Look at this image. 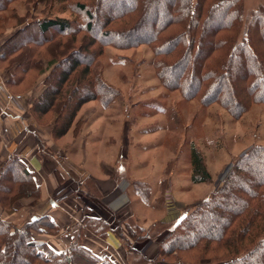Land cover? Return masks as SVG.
Listing matches in <instances>:
<instances>
[{
	"label": "trees",
	"instance_id": "obj_1",
	"mask_svg": "<svg viewBox=\"0 0 264 264\" xmlns=\"http://www.w3.org/2000/svg\"><path fill=\"white\" fill-rule=\"evenodd\" d=\"M17 1L0 0V13ZM113 1L26 0L28 8L21 19L30 22L0 44L2 83L9 93L21 95L45 76L44 90L30 100L28 115L37 123L47 118L53 140L70 131L78 134L82 121L75 120L84 105L98 101L106 108L119 99V92L93 69L108 47L146 46L156 78L166 90L178 91L186 100L200 98L204 106L218 104L232 118H240L252 105H264L262 10L253 14L240 37L243 0H123L114 6ZM54 6L70 16H51ZM220 14L222 22L208 32ZM147 23L146 36H141ZM240 63L249 68L241 78L236 67ZM36 143L40 153H47L39 137ZM190 158V182L209 179L193 144ZM255 167L260 169L258 176ZM263 175L264 147L252 146L230 164L217 190L185 208L161 241L159 257L181 264H264ZM39 194L25 163L9 155L0 169V209L13 211L19 200L38 199ZM87 212L65 253L33 241V234L58 233L49 217L21 227L0 218V264H111L81 244L84 231L103 239L109 230L106 222L88 217ZM138 230L142 233L138 240L144 239V231ZM117 237L128 253H135L122 235Z\"/></svg>",
	"mask_w": 264,
	"mask_h": 264
},
{
	"label": "rangeland",
	"instance_id": "obj_2",
	"mask_svg": "<svg viewBox=\"0 0 264 264\" xmlns=\"http://www.w3.org/2000/svg\"><path fill=\"white\" fill-rule=\"evenodd\" d=\"M25 1L18 0L7 11L0 13V36L7 31L10 32L19 25L30 22L29 18L27 21H22L21 19L28 8ZM121 1L123 0H114L111 5H118ZM124 1L129 3V0ZM113 6L104 9V12L100 14L102 17L99 16V20L105 14H108L106 10H111ZM58 7L54 6L51 16H70L66 10H59ZM258 10L264 12V0H243V26L240 37L245 35L251 17ZM160 14L162 13H157L156 18H159ZM221 16V14L216 16V20L208 28V32L212 31L217 23L222 22ZM148 25L147 23L143 28L141 36H146ZM151 61L152 53L146 46L128 50L106 48L104 55L97 61L93 69L96 73H101L104 82L116 89L120 97L106 110L98 101L92 102L91 105L97 110L96 113L101 112V115L95 114L90 121L88 120L85 127L88 128L90 122H92L91 126L98 130L99 135L106 136L107 142L110 139L115 142L113 145L99 146L96 151H91L92 147L88 145L86 147L89 155L86 158L87 161H101V157H104L102 152L105 151L106 159L104 160L106 161L149 162L146 165H148L147 175L149 176V181H151L150 197L156 206L159 204V198H161V193L158 192L160 187L165 184V187L169 189L170 195H168V199L170 200L171 221L166 224L156 225L154 227L155 234L161 231L170 232L173 227L171 225L184 213L187 206L207 198L212 191L217 190L230 164L250 147H264V105H252L240 118H232L218 104L204 106L201 104L200 98L186 100L180 92L166 90L156 78ZM236 67L240 78L247 74L249 70L244 63H240ZM177 74L178 71L171 75L172 81L176 80L174 78ZM44 77L42 75L39 78L43 79ZM34 79L35 75L32 76L30 81H34ZM227 87L228 84H225V89ZM31 88L21 92V95L26 96L28 104L32 96V94H29V91L32 90ZM4 94L5 92L0 89V113L2 114L1 118L8 119L7 123L9 124L6 123L5 125V120L3 121L4 123L0 122L2 126L0 131L2 132L3 141L7 143L8 149L6 148V150L10 152V155H17V146H19L20 139L26 136L25 132L30 130V133L35 136L38 135L39 138L41 135L38 134V128L35 125L32 124V127L27 125L26 121H29L28 116H30L27 112H20L17 110L18 107L16 108L11 103H2L5 100ZM91 105L83 108V110ZM83 110L81 113H83ZM81 113H78L75 121L80 120ZM30 118L33 119L32 121L37 126L40 124L43 127V125L51 124L47 118L39 119V123H37L38 120L35 118L31 116ZM2 124L5 125V129ZM83 125L84 122L82 121L81 128ZM22 126H24V131L21 136H18L20 134L18 131L22 130ZM69 137H71V134H68ZM80 138L79 141H83L82 135ZM121 138L123 139L122 149H120L122 146L120 143ZM12 143L16 145L15 150L9 148V144ZM192 144L196 147L210 175L209 179L199 184L190 182V146ZM74 146L82 158L83 153L79 149V143H75ZM254 170H257L255 176H258L260 169L255 167ZM157 192L159 195H157ZM180 202L187 205L180 204ZM6 213L10 214L11 211ZM36 217L40 218L42 216ZM0 218L3 219L1 216ZM138 225L140 226V223ZM126 226L137 237V239L131 237L133 241L142 237V233L138 230L140 227L133 223ZM77 228H79V225ZM108 231H110V228ZM77 232L78 229L73 233V240L77 236ZM114 232L116 236L117 234L122 235L120 226ZM143 236H146L145 238L149 237L145 233H143ZM122 237L130 244L132 249L129 241L131 240L130 234L129 238L123 235ZM122 244L124 246L123 242ZM68 246L63 249L61 247L58 253H65ZM99 259L103 263L117 264L110 259L101 257ZM130 261L128 260V264H181V262L166 261L160 257L157 260H153V262H148L142 260L139 254L136 256V260ZM206 262L200 261L197 264H207Z\"/></svg>",
	"mask_w": 264,
	"mask_h": 264
},
{
	"label": "crops",
	"instance_id": "obj_3",
	"mask_svg": "<svg viewBox=\"0 0 264 264\" xmlns=\"http://www.w3.org/2000/svg\"><path fill=\"white\" fill-rule=\"evenodd\" d=\"M68 18V17H65ZM23 25H19L10 32H5L0 36V44L8 39L15 31ZM0 82H3V74L0 71ZM29 91L30 100L39 96L43 90V79L38 78ZM118 100V99H117ZM96 102V101H94ZM92 102L83 106L91 105ZM102 106V105H101ZM103 107L105 110L109 108ZM83 108L80 110H83ZM96 109L91 105L83 110L80 120L84 122L83 127L74 135L72 131L55 141L52 139V125L35 124L29 117L27 125L32 124L38 128V134L47 153H40L36 143V137L30 130L26 136L20 139L18 153L16 156L25 163L27 170L39 187L38 199H22L15 204V208L10 214L0 209V216L13 222L18 227L32 221L36 216H47L58 228V233L54 236L45 234H33V241L46 243L57 252L67 247L72 242L73 233L78 229L84 217V210L87 216L100 219L107 223L110 231L101 239L84 231L82 245L103 259H110L117 264H128V260H136V256L141 255L142 260L153 262L159 257V245L169 232L161 231L154 234V227L158 224H166L171 220L170 191L165 184L160 187L161 198L159 204L154 205L150 197V183L147 175L148 169L145 161H106V152L103 151L101 161H87L89 156L86 147H92L91 151H96L99 146H107L115 143L113 140L107 142L106 136L99 135L94 126L85 127L88 120L95 116ZM28 113V112H27ZM0 122L8 119L1 118ZM32 122V123H30ZM9 124V123H7ZM3 125V124H2ZM3 125V128L5 127ZM0 124V130H1ZM5 129V128H4ZM96 129V130H95ZM24 131V126L20 134ZM0 131V169L6 158L10 155L6 148L7 143L3 141ZM68 134L71 137L68 138ZM82 135L83 141H79ZM79 143V149L83 153L80 157L75 149V143ZM122 145L123 139H120ZM115 145V144H114ZM123 145L120 147L122 149ZM11 150H15L14 143L9 144ZM106 148V147H105ZM8 149V148H7ZM144 167V168H143ZM156 182V180H155ZM157 192V195H159ZM187 205L185 203H181ZM192 204V203H191ZM189 205V204H188ZM39 214V215H38ZM130 223L140 227L148 238L134 240L130 237V243L135 253L130 255L124 248L122 241L116 236L114 230L120 226L121 234L129 238L128 228ZM140 223V226L138 225ZM151 236V237H150Z\"/></svg>",
	"mask_w": 264,
	"mask_h": 264
},
{
	"label": "built area",
	"instance_id": "obj_4",
	"mask_svg": "<svg viewBox=\"0 0 264 264\" xmlns=\"http://www.w3.org/2000/svg\"><path fill=\"white\" fill-rule=\"evenodd\" d=\"M2 83V82H0ZM0 89L3 90L5 92L4 94V101L3 102H7L8 103H11V105L13 104V106H15L16 108L18 107L17 110H19L20 112L22 113H26L28 112V107H29V104H28V100L26 98V96L24 95H13L11 93H9L5 86L2 84H0ZM20 132V130L18 131V133Z\"/></svg>",
	"mask_w": 264,
	"mask_h": 264
},
{
	"label": "water",
	"instance_id": "obj_5",
	"mask_svg": "<svg viewBox=\"0 0 264 264\" xmlns=\"http://www.w3.org/2000/svg\"><path fill=\"white\" fill-rule=\"evenodd\" d=\"M34 220H35V218L32 219V221H34Z\"/></svg>",
	"mask_w": 264,
	"mask_h": 264
}]
</instances>
